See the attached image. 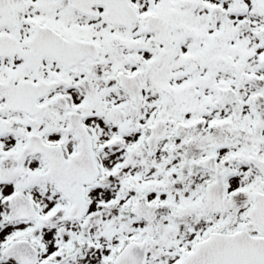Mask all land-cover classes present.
<instances>
[{"label": "snow or ice", "instance_id": "6c2138e0", "mask_svg": "<svg viewBox=\"0 0 264 264\" xmlns=\"http://www.w3.org/2000/svg\"><path fill=\"white\" fill-rule=\"evenodd\" d=\"M0 264H264V0H0Z\"/></svg>", "mask_w": 264, "mask_h": 264}]
</instances>
